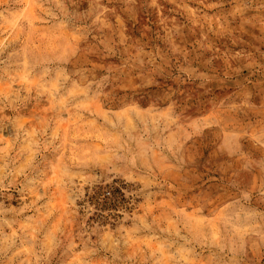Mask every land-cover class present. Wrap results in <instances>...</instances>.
<instances>
[{"label": "rangeland", "instance_id": "374dc122", "mask_svg": "<svg viewBox=\"0 0 264 264\" xmlns=\"http://www.w3.org/2000/svg\"><path fill=\"white\" fill-rule=\"evenodd\" d=\"M0 264H264V0H0Z\"/></svg>", "mask_w": 264, "mask_h": 264}]
</instances>
